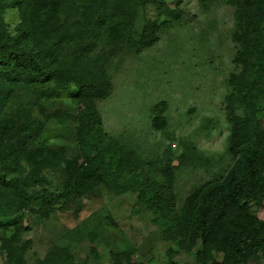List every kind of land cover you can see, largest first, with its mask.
<instances>
[{
  "label": "rangeland",
  "instance_id": "rangeland-1",
  "mask_svg": "<svg viewBox=\"0 0 264 264\" xmlns=\"http://www.w3.org/2000/svg\"><path fill=\"white\" fill-rule=\"evenodd\" d=\"M47 1L0 0V76L39 79L0 84V173L62 193L88 172L65 201L0 183V264H232L231 243L264 232V0ZM231 175L252 193L193 245L199 199Z\"/></svg>",
  "mask_w": 264,
  "mask_h": 264
},
{
  "label": "trees",
  "instance_id": "trees-1",
  "mask_svg": "<svg viewBox=\"0 0 264 264\" xmlns=\"http://www.w3.org/2000/svg\"><path fill=\"white\" fill-rule=\"evenodd\" d=\"M45 2L48 1L45 0ZM47 5H49V2L44 5V7H46ZM2 49L7 50L8 46L6 44L2 45ZM60 49H62V39L59 38L55 42H53V44L46 50V60L48 58L50 59L51 56L56 57L55 52H59ZM11 54L13 56L17 55V60L23 57L24 54L28 55L27 58H29V64H31L34 68L38 70L40 69L41 72L43 71L42 74L44 76V81L47 80L50 83L56 81V75L51 71L43 70L44 68H42L39 59H37L36 57L33 58V56L29 53V50L17 47L16 51L12 50ZM46 60L45 62H48ZM5 68L10 69L12 72L8 73L6 72L8 70H6L3 77L1 78L0 76V84L2 85V89H5L6 86L10 84V80H5L4 76L9 74L13 75V73H16L17 78L15 79V83L9 86H31L33 82H39V79L35 78V76H29L34 74H26L25 72H23V74H20L12 69L14 67L11 64H8L7 66H5ZM65 77L67 84L77 81V79L72 75H67ZM92 87L94 93L107 92L106 88H103L102 83H100L98 80L92 83ZM82 88L83 87L78 86V88H74V91L78 93V91H82ZM258 89H260L259 85H257L256 82H252L244 87L243 93L245 95H251ZM110 93L111 91L108 92V94ZM244 155L245 165L248 167V170L245 171V176L251 178L255 174L254 169L252 167H254L256 156L255 153H249ZM87 172L88 169L85 165H79L74 171V175L72 177V181L68 186V190L62 193H57L47 187H42L40 189L34 188L31 191H23L18 186L16 178L6 179L3 173H0V183L10 185L18 194L23 196L29 202L65 201L66 199L70 198L72 194H74V192L77 191V189L83 184V180ZM226 187L228 188L225 189ZM166 190L170 192L172 190V187L168 185L166 187ZM245 192L249 195L250 193H252V190L248 188V186H244L243 184H241V182L237 180L235 176L232 175L229 176L227 180H224L222 182H215L210 185L206 189L205 193L202 194L201 198L197 203V215L191 218V243L194 245L197 242V239H200L204 247L209 245L210 239L214 235V228L211 226L210 212L214 209L215 214H218V217L220 219L225 215L226 211L229 209L230 205L234 201H239L240 199L246 196L244 195ZM243 223L245 224V222ZM244 227L245 225L242 226V228ZM259 252H262L264 254L263 231H258L253 237H249L248 235L240 236L235 242L231 243L228 256L232 264H249V259L255 257ZM22 264H25V261H22Z\"/></svg>",
  "mask_w": 264,
  "mask_h": 264
}]
</instances>
